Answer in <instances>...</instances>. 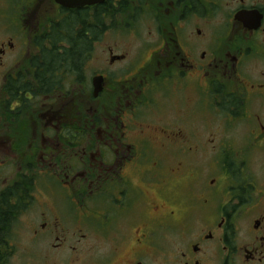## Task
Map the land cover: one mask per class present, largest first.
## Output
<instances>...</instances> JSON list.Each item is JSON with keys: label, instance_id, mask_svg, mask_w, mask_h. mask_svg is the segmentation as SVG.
Instances as JSON below:
<instances>
[{"label": "flooded vegetation", "instance_id": "af4514ba", "mask_svg": "<svg viewBox=\"0 0 264 264\" xmlns=\"http://www.w3.org/2000/svg\"><path fill=\"white\" fill-rule=\"evenodd\" d=\"M6 11L0 195L28 186L26 264H264V0Z\"/></svg>", "mask_w": 264, "mask_h": 264}, {"label": "trees", "instance_id": "16d2710c", "mask_svg": "<svg viewBox=\"0 0 264 264\" xmlns=\"http://www.w3.org/2000/svg\"><path fill=\"white\" fill-rule=\"evenodd\" d=\"M66 40L72 42L71 25L68 24ZM69 53V52H67ZM13 194L14 204H12L10 193L5 191L0 195V264H3L10 256L9 235L13 225L18 221L23 209L25 208V199L29 194L27 184H16ZM25 191V192H24ZM7 256V257H6Z\"/></svg>", "mask_w": 264, "mask_h": 264}, {"label": "rangeland", "instance_id": "374dc122", "mask_svg": "<svg viewBox=\"0 0 264 264\" xmlns=\"http://www.w3.org/2000/svg\"><path fill=\"white\" fill-rule=\"evenodd\" d=\"M8 0H0V33L5 31L3 26H6V21L2 18L6 15ZM3 35H1L2 37ZM2 162V160L0 159ZM0 162V164H1ZM6 174V173H3ZM4 183L3 179H0V188ZM36 198L39 199V196L36 195ZM28 217L20 215L18 221L13 225V228L9 235L10 243V256L7 257L3 264H26L27 256L24 253L28 242Z\"/></svg>", "mask_w": 264, "mask_h": 264}, {"label": "water", "instance_id": "95a60500", "mask_svg": "<svg viewBox=\"0 0 264 264\" xmlns=\"http://www.w3.org/2000/svg\"><path fill=\"white\" fill-rule=\"evenodd\" d=\"M59 4L66 8H81L86 5L96 4L103 0H56Z\"/></svg>", "mask_w": 264, "mask_h": 264}]
</instances>
